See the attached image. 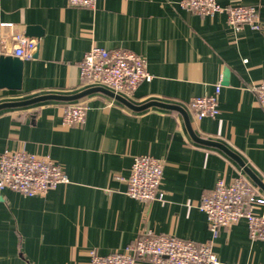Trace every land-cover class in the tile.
<instances>
[{
	"label": "crops",
	"instance_id": "1",
	"mask_svg": "<svg viewBox=\"0 0 264 264\" xmlns=\"http://www.w3.org/2000/svg\"><path fill=\"white\" fill-rule=\"evenodd\" d=\"M181 0H97L93 8L68 0H0V55H13L14 35L30 26L42 34L23 59L20 90L0 87V154L24 149L48 155L69 181L43 195L0 193V264H89L91 252L125 251L146 235L171 234L212 246L221 264H264V240L251 239L246 220L211 232L199 209L219 177L239 173L264 196V0H217L259 5L260 29L234 28L227 14L200 15ZM10 24V25H3ZM97 44L143 55L152 75L128 97L140 106L160 101L184 111L133 109L96 87L83 86L80 63ZM221 84L220 113L197 120L196 96ZM88 106L83 124L63 121L69 105ZM223 144L224 149L202 143ZM164 160L163 200L144 203L126 193L134 158ZM254 177H253V176ZM264 213V204L255 208ZM136 264H152L138 258Z\"/></svg>",
	"mask_w": 264,
	"mask_h": 264
},
{
	"label": "built area",
	"instance_id": "2",
	"mask_svg": "<svg viewBox=\"0 0 264 264\" xmlns=\"http://www.w3.org/2000/svg\"><path fill=\"white\" fill-rule=\"evenodd\" d=\"M71 5L93 8L97 0H68ZM182 8L200 15L218 12L227 14V22L234 28L245 25L260 29L259 5H221L217 0H181ZM10 25V24H3ZM13 54L21 59L35 55L38 40L23 33L14 35ZM152 75L147 60L140 53L126 50H109L93 44L80 63V81L83 86L104 87L126 99ZM257 97L264 103V79L256 87ZM221 84L212 94L196 96L189 108L197 120L216 117L220 113ZM88 106L84 103L69 105L63 121L67 125L83 124ZM164 160L152 155L134 158L127 179L126 193L144 203L165 198L161 187ZM69 181L62 167L48 155L29 153L24 149H4L0 154V193L11 189L28 196L43 195L61 183ZM264 204V196L239 173L227 183L219 177L210 193L203 194L199 209L206 214L213 235L240 220L247 222L251 239L264 240V213L255 210ZM138 258H147L152 264H221L212 246L196 243L176 235H146L125 251L107 255L91 252L89 264H136Z\"/></svg>",
	"mask_w": 264,
	"mask_h": 264
},
{
	"label": "water",
	"instance_id": "3",
	"mask_svg": "<svg viewBox=\"0 0 264 264\" xmlns=\"http://www.w3.org/2000/svg\"><path fill=\"white\" fill-rule=\"evenodd\" d=\"M26 34L29 36H39L42 34V30L39 29V27L30 26V27H28ZM23 70H24L23 59L16 57V56H13V55H4V54L0 55V87H6L9 89H13V90H20L22 88ZM96 90L97 91H103V92L108 93L111 96H114L116 99L125 103L126 105H128L129 107H131L133 109H143V108H147L149 106H159V107H163V108H167V109L178 110L181 112L184 111L178 105L170 104V103H164V102H160V101H152V102L146 103L144 105L137 106V105H134L128 99H126L120 95H117L114 92H112V91H110L104 87H96V88H93V90L84 91L80 94L73 95V96L47 95L45 97H40L38 99H33L32 101H28L27 104L32 103V102H36V101L46 100V99H62V100L77 99V98H80L82 96H85L86 94L90 93L91 91H96ZM12 105L13 104H11V103H2V104H0V109L5 108V107H9ZM197 140L202 142V143H205V144L218 146V147L224 149L225 151H227L230 155L236 157L238 160L241 161V159L237 155H235L234 153L229 151L221 143L212 142L209 140H204V139H199V138H197ZM254 179L264 188V184L259 179H256L255 177H254Z\"/></svg>",
	"mask_w": 264,
	"mask_h": 264
}]
</instances>
